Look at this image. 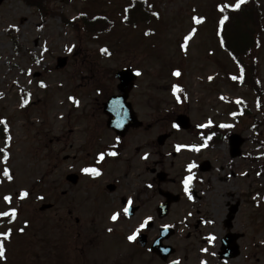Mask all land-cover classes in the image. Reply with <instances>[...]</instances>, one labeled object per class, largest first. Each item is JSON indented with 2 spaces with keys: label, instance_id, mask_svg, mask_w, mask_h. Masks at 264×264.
<instances>
[{
  "label": "rangeland",
  "instance_id": "1",
  "mask_svg": "<svg viewBox=\"0 0 264 264\" xmlns=\"http://www.w3.org/2000/svg\"><path fill=\"white\" fill-rule=\"evenodd\" d=\"M101 1L94 9L114 17L117 28L97 41L62 22L60 15L75 21L85 5L79 0H47V8L54 15L46 19L23 0H3L0 4V121L5 122L11 135V147L6 155H0V212L17 210L14 220L0 223V233L11 229L10 238L3 241L6 258L0 259V264H73V254L71 257L65 248L74 239L78 251L74 264H165L147 250L137 248L136 252V245L128 240L149 217L155 223L153 230H147L150 240L158 236V228L175 232L164 243L175 250L168 262L264 264V117L255 110L253 93L234 83L236 67L219 46L216 33L218 6H233L237 0H148V6H153L150 10H157L159 17L133 30L124 29L119 21L130 0ZM258 3L262 31L255 55L264 88V0ZM194 18L201 22L196 23ZM190 34L191 39L182 47ZM105 48L107 53L101 51ZM57 57L68 58L63 70L54 68ZM125 67L140 72L134 110L142 109V115L146 112L140 101L143 89L157 104L159 113L175 110L170 92L175 83L173 71L181 73L179 82L193 109L194 124L209 116L232 132H241L248 121L243 116L238 124L232 111L237 105L251 112L253 130L243 136L252 141L242 146L241 156L252 159H228L227 143L207 152L206 156H219L215 161L218 182L204 204L172 206L166 219L157 220L153 204L146 203L135 218L114 222L110 217L117 202L107 200L108 208L94 212L91 194L100 190L101 183L95 190H88L91 183L87 179L75 189L66 184L65 176L73 174L72 157L86 156L91 149L92 140L86 132L97 119L96 114L90 117L98 100L91 92L95 79H101L96 75H102L103 84L112 83L113 73ZM20 93L27 103H22ZM159 132L157 127L135 133L125 142L131 148L121 156H134L137 147H141V155L146 154L147 143ZM111 141L103 133L100 143ZM2 143L0 139V149ZM65 156L70 159L63 161ZM5 169L12 180L3 175ZM126 187L133 195L137 192L135 187ZM22 191H27L28 197L21 199ZM61 192L66 195L61 196ZM5 196L12 197L11 204L4 201ZM41 196L44 199H39ZM42 204H53L54 208L41 213L38 208ZM77 204L93 220L82 218L75 225L73 205ZM235 205L232 228L227 231L239 235L240 255L221 261L220 242L227 233L223 214ZM68 211L72 213L69 218ZM210 237L215 239L210 241ZM44 242L50 245L48 249L42 246Z\"/></svg>",
  "mask_w": 264,
  "mask_h": 264
},
{
  "label": "flooded vegetation",
  "instance_id": "2",
  "mask_svg": "<svg viewBox=\"0 0 264 264\" xmlns=\"http://www.w3.org/2000/svg\"><path fill=\"white\" fill-rule=\"evenodd\" d=\"M96 76H101V79H95L91 92L97 95L98 100L95 101L94 109L90 113V117L92 119L96 114L97 119L90 123L86 132L92 140L91 149L85 153L86 156H73V176L76 179V182L73 183V189L79 187L84 182V179H87L91 183L89 189L87 188L88 190H95L98 183H101L100 190L91 194L95 213H99V211L101 212L108 208L109 201L107 200H111L117 202L114 212H120L121 215L118 220H131L139 214L146 203H152L153 214L156 219L164 220L169 215L172 206L181 205L184 202L189 205L193 203L204 204L211 197L209 194L214 191L213 185L218 182L215 176V161L219 156H206L207 152L215 147L221 146V144L227 143L228 159H252L251 156H241L242 154L240 156H231L233 145H230V136L232 135L239 136L233 142L237 144V142L241 141L240 148L246 142L252 141L243 136L245 133L252 132L253 130L250 111H246V115L243 111L241 112L246 117V122L248 121L245 130L242 131L241 129V132H232L220 123L209 120V116L201 123L194 124L193 109L188 104L187 99L180 100V98H176L174 100L177 102L175 104V110L159 113L157 104L153 102L152 97L143 89L140 91L143 97L140 101L143 103V108L146 112L142 115V109L138 112L134 110V94L137 81L134 82V87L130 91L127 101L132 106L136 118L141 125L139 127H130L123 137H118L115 132L106 127L107 117L103 113V104L110 97L117 95V82L114 79L112 83L103 84L101 82L103 80L102 75ZM179 81L177 79L178 83ZM180 115L186 116L189 119V129L183 130L173 126L176 125L177 117ZM157 127L160 128V132L147 143L146 150L148 151L146 154L141 155V147H137L133 150L136 152L134 156H121L122 152L131 148L125 142H129L132 135L135 133H147L156 130ZM103 133H106L107 136L112 138V141L109 143H100L101 138H103ZM93 145L96 148L92 149ZM177 146H181L179 151H177ZM194 147L199 150H193ZM101 152L105 154V159L98 162V157ZM111 152H116L117 155H109ZM145 155H147V159H145ZM262 158L264 159V156ZM193 164L195 167L189 171V165ZM84 167H96L100 170L101 175L99 177H93L90 174H85L81 171ZM189 176H192L193 179L189 184V191L186 192L184 180ZM126 186L135 187L134 192L136 189L137 192L134 195L131 194ZM61 195L64 197L66 194ZM175 196L178 197V201L169 206V211L166 216L160 217L161 210L159 207L168 201L175 200ZM190 196L191 199L189 198ZM129 198L133 203L130 206L129 214L124 215L123 209L124 207H128L127 201ZM117 206L118 209H116ZM236 210L237 205L228 208L227 213L223 214L226 231L232 228ZM67 214L68 218L72 216L70 211ZM82 218H85V221L93 220V216H85V209L82 205H73L74 224H78ZM154 224V218L148 220L146 227L141 229L137 234V237L141 234L146 236L148 246L145 249H141L137 244L136 237V240L133 241L134 246H137H135L136 252H138L137 248L139 251L148 250L150 243L160 235L162 229L166 228H158V236L150 240L147 230H153ZM228 231L225 235L233 233ZM170 238L165 240L164 243ZM239 239L240 237H238ZM75 241L76 239H74L73 244L70 243L65 248V251L69 252L71 257L73 254V264L76 262L75 258L78 253L77 249L74 248L77 247ZM42 246L47 247L46 249L50 247L45 242ZM56 246L57 244H54V247ZM153 256L156 257L155 255ZM47 259H49V256Z\"/></svg>",
  "mask_w": 264,
  "mask_h": 264
},
{
  "label": "trees",
  "instance_id": "3",
  "mask_svg": "<svg viewBox=\"0 0 264 264\" xmlns=\"http://www.w3.org/2000/svg\"><path fill=\"white\" fill-rule=\"evenodd\" d=\"M37 9L41 19L52 17L54 12L47 8V0H24ZM85 5L79 12L75 21H68L60 15L62 22L87 35L91 41H97L101 35H111L117 28L116 19L109 16L106 11L94 9L101 0H79ZM146 0H131L124 9V16L119 20L124 29H135L148 23L150 12L145 7ZM237 3V1H236ZM235 3V4H236ZM227 5V4H222ZM220 11V7H219ZM228 19L223 25L221 19ZM262 15L258 0H245L238 10L226 7L220 11L219 35L223 51L234 61L238 69V83L248 87L255 95L258 111L264 113V90L260 85L257 69L256 50L259 48V36L262 31ZM77 26L79 28H77ZM15 44L17 42L14 40ZM4 129L3 125H0ZM6 137V134H0Z\"/></svg>",
  "mask_w": 264,
  "mask_h": 264
},
{
  "label": "water",
  "instance_id": "4",
  "mask_svg": "<svg viewBox=\"0 0 264 264\" xmlns=\"http://www.w3.org/2000/svg\"><path fill=\"white\" fill-rule=\"evenodd\" d=\"M2 0H0V3ZM67 64V58H57L56 59V70L63 69ZM115 79L118 80L119 84L117 85V91L119 92V96L112 97L107 103L104 105L103 112L107 115V127L115 131V133L123 137L125 132L130 127H139L141 124L137 122L135 115L131 110V106L127 103V98L130 90L133 87V83L136 79V75L133 71L129 68H124L115 73ZM177 123L180 127L187 129L188 128V121L184 117H178ZM233 136L231 139H234ZM239 146L240 142L237 144H233L232 155L231 156H238L239 155ZM238 149V150H237ZM66 181L73 185L76 182L75 177L73 174L68 175L66 177ZM178 201L176 197L175 200L166 202L163 206L159 209L161 210L160 217L166 216L169 206L171 203H175ZM51 205H42L40 207V211H45L50 209ZM150 225V224H149ZM162 236L158 238L152 245L150 252L157 255L162 261H165L167 257L174 253V250L170 247L163 246L162 241L173 235V231L171 229H166L161 231ZM237 236L235 235H227L221 241V252L219 253V257L222 260L235 258L239 255L238 247L235 245V241L237 240ZM141 247L144 248L146 245L145 236H142L140 239ZM173 264V263H171Z\"/></svg>",
  "mask_w": 264,
  "mask_h": 264
},
{
  "label": "snow or ice",
  "instance_id": "5",
  "mask_svg": "<svg viewBox=\"0 0 264 264\" xmlns=\"http://www.w3.org/2000/svg\"><path fill=\"white\" fill-rule=\"evenodd\" d=\"M244 2H245V0H237V3L234 6H232V5H221L220 6V11L223 12L226 7H232L234 10H238L240 8L241 4H243ZM154 15H158V14H155L154 13ZM194 19H195V22L196 23H200L201 22L200 19H198V18H194ZM227 19H228V17L227 16H224L221 19L220 24L223 25L224 22ZM193 32H195V29H193ZM189 39H191V34L189 36H187V37L184 38L185 45H182V47H185L186 46L187 41ZM68 51L71 52L72 49L69 48ZM101 51L107 53L108 50L105 48V49H101ZM136 74L137 75H140V72L137 71ZM173 75L179 77L181 75V73L179 71H176V72L173 73ZM233 79H236V78L233 77ZM44 86L45 85L41 84V87H44ZM180 91H181V89H180L179 85H174L173 86V92H174V94L175 93H178ZM69 99L70 100H73V102L75 104H77V105L79 104V101L78 100H75L74 97H69ZM177 99H179V97H177ZM25 103H27V101H25ZM0 123H5V122L4 121H0ZM173 126L174 127H177V125H173ZM5 131H7V129H5ZM8 139H11V137H8ZM180 147L181 146H177V151H179ZM193 150L198 151L199 149L194 147ZM0 151H3V150H0ZM109 155L115 156V155H117V153L116 152H111V153H109ZM104 159H105V154L103 152H101L99 154V157H98V162L103 161ZM145 159H147V155H145ZM5 160H7V157L6 156H5ZM193 167H195L194 164L193 165H189V171H191V168H193ZM81 171L83 173H85V174H90L93 177H99L101 175L100 170L98 168H96V167H84V168L81 169ZM3 175L8 180H12V178H13L12 175L10 174V171L8 169H5L3 171ZM192 179H193V177L192 176H189V177H187L184 180V185H185V191L186 192L189 191V184H190V182H191ZM19 195H20V198L21 199H24V198L28 197L29 193L27 191H22ZM189 198L191 199V196ZM39 199L42 200V199H44V197L41 196V197H39ZM4 201L6 203H8V204H11L12 197L11 196H5L4 197ZM132 203H133L132 200L129 198L128 201H127L128 207H124V209H123L124 215H128L129 214L130 206L132 205ZM16 215H17V210L15 208H12L10 211L0 212V217H11L13 220L15 219ZM120 215H121L120 212H114L111 215L110 219L115 222V221H117L120 218ZM150 219H151V217L148 218V220H150ZM148 220H146L143 224H141L140 225V228L137 229L136 232H134L132 235L128 236V240L129 241H135L136 240L137 234L139 233L140 229L146 227V225L148 223ZM23 230L24 229H20L21 232H23ZM108 231L111 232L112 229L109 228ZM10 236H11V229H9L7 232L0 233V237H2V239H0V259H5L6 258L5 257L6 249H5V245H4V242L3 241L9 239ZM209 239L211 241V240H214L215 237H210ZM204 251H207V250L205 249ZM173 264H178V262L177 261H174ZM205 264H206V262H205Z\"/></svg>",
  "mask_w": 264,
  "mask_h": 264
}]
</instances>
